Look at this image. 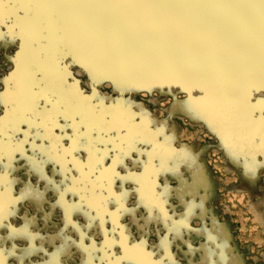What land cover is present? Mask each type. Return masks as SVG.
Segmentation results:
<instances>
[{"label": "snow or ice", "instance_id": "snow-or-ice-1", "mask_svg": "<svg viewBox=\"0 0 264 264\" xmlns=\"http://www.w3.org/2000/svg\"><path fill=\"white\" fill-rule=\"evenodd\" d=\"M0 45L12 66L0 92V264H74L62 260L70 246L79 264H176L169 235L188 229L193 206L169 215L167 181L196 157L126 94L180 89L179 105L229 158L253 177L264 169V0H0ZM103 84L119 94L110 103ZM48 200L59 212L40 209L59 221L52 235L32 231L28 214L13 225L20 206ZM140 211L169 234L160 259L131 242ZM97 224L99 246L89 236Z\"/></svg>", "mask_w": 264, "mask_h": 264}, {"label": "rangeland", "instance_id": "rangeland-1", "mask_svg": "<svg viewBox=\"0 0 264 264\" xmlns=\"http://www.w3.org/2000/svg\"><path fill=\"white\" fill-rule=\"evenodd\" d=\"M4 47L0 45V51H3ZM0 64L5 65L3 70H0V92H2V80L12 66L4 61L3 56H0ZM73 73L85 94L90 95L92 89L86 73L79 68H74ZM111 87L110 84H103L96 89L101 96L108 97L109 103L119 95L114 90L109 91ZM179 97L185 98L186 94L181 92ZM124 99H131L134 103L143 104L144 110L150 113L151 117L157 118L159 122L165 123L167 120V125H177L182 130L181 142L190 144L197 142L198 153L201 154L202 160H206L216 192L214 199L203 200V197L199 196L195 198L194 204L191 199H186V204H182V200L173 193L176 191L179 181L168 180L167 183L171 189L168 205L169 215L180 220L187 212V207L192 205L191 216L187 218L188 229L191 231L184 229L180 237L175 234L169 235L159 219L154 218L149 222L145 218L146 213L140 211L136 218L139 223L132 228L131 242L138 243L141 239L145 240L146 250L157 251L158 255L155 258L160 259L165 255L163 249L158 247L160 238L169 235L171 242L169 254L175 259L176 264H207L209 249L214 253L212 259L216 264H264V227L253 219L248 210V199L237 193L235 188L238 177L226 170L219 139L206 128L191 125L174 115L172 111L173 95L161 96L158 90H154L151 95L146 92L126 94ZM0 115H3L2 110H0ZM153 127L155 128L154 125ZM177 147H179L177 142H174V148L177 149ZM33 183L34 186H38L41 191H44L43 185L39 184L35 178H33ZM15 194H20V186L15 188ZM51 203V200H48L45 204L35 201L23 204L20 206L19 215L13 218V225L20 227L24 222L23 216L28 214L29 220L32 222V231L38 232L40 235H52L53 233L49 229L59 226V221L53 220L51 217L46 220L45 212L40 211V209L46 208L48 212L59 215L58 211H53ZM128 206L132 207L133 205L130 203ZM130 219L131 217L122 218L121 223L127 224ZM80 222L83 225L82 219ZM106 227L110 230L111 223L109 222ZM224 228L225 234H220L219 232ZM2 234L0 232V235ZM68 235L72 239H76L74 230H69ZM209 235L213 237V240H209ZM89 236L94 238L99 246L102 241V233L98 224L89 232ZM90 242L91 240L85 241L86 244ZM35 243L38 248L41 244H45V247L50 251L53 250L50 243L40 240ZM57 243L60 241L57 240ZM220 245L224 247L221 248ZM221 252H223V260ZM82 259L83 254L78 252L74 246H70L68 252L62 257L63 261H73L74 264H79Z\"/></svg>", "mask_w": 264, "mask_h": 264}, {"label": "bare ground", "instance_id": "bare-ground-1", "mask_svg": "<svg viewBox=\"0 0 264 264\" xmlns=\"http://www.w3.org/2000/svg\"><path fill=\"white\" fill-rule=\"evenodd\" d=\"M157 90L160 92L161 96L166 95L168 92L167 89H165L163 93L159 89ZM181 92L182 91L178 88L172 89L171 95H173V98H175L177 101V103L173 104L172 108L174 115L189 122L191 125H199L208 130L207 126L203 122L192 120L189 114L179 105V101L186 99V97H179ZM194 95H199V93H194ZM259 98L261 97L257 96V99ZM137 110L140 109H133V111ZM152 119L154 121L153 125L155 128L164 124L163 122H159L155 117H152ZM166 134H175V143L177 142L179 146L177 147V150L186 147L196 157L195 163L189 161L181 165L178 177L174 174H169L168 180L175 179L179 181V185L177 186L176 191L173 193L182 200V204H186V199H191L192 204H194L195 198L199 196H202L203 200L214 199L216 196L214 189L215 183L206 164V160H202L201 154L198 153L197 142H192L191 144L181 142L180 139L182 137V130L177 125H167ZM220 150L222 151L226 170L238 177L237 186L235 188L237 193H239L241 196H245L248 199V210L251 213L253 219L259 225L264 227V169L258 170L255 177L250 176L246 173V170L243 166V160L234 162L231 158H229L222 147H220ZM225 232L226 230L224 228L219 233L225 234Z\"/></svg>", "mask_w": 264, "mask_h": 264}]
</instances>
